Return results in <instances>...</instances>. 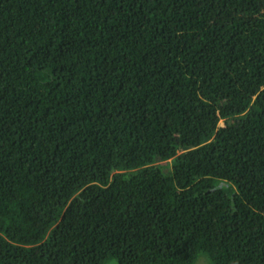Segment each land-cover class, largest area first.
I'll return each instance as SVG.
<instances>
[{
    "label": "trees",
    "instance_id": "trees-1",
    "mask_svg": "<svg viewBox=\"0 0 264 264\" xmlns=\"http://www.w3.org/2000/svg\"><path fill=\"white\" fill-rule=\"evenodd\" d=\"M200 254L264 264V0H0V264Z\"/></svg>",
    "mask_w": 264,
    "mask_h": 264
},
{
    "label": "rangeland",
    "instance_id": "rangeland-1",
    "mask_svg": "<svg viewBox=\"0 0 264 264\" xmlns=\"http://www.w3.org/2000/svg\"><path fill=\"white\" fill-rule=\"evenodd\" d=\"M224 120L220 119L218 121V126H223L224 125ZM178 150L174 152V155H177ZM166 163L171 164L170 159L166 161ZM207 263V258L200 254L199 257L197 258V260L193 263V264H206ZM106 264H118L117 261L115 259H110Z\"/></svg>",
    "mask_w": 264,
    "mask_h": 264
}]
</instances>
